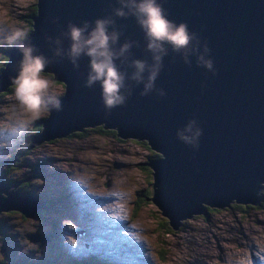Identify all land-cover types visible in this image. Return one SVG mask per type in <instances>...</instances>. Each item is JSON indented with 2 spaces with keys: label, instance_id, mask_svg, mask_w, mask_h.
Masks as SVG:
<instances>
[{
  "label": "water",
  "instance_id": "1",
  "mask_svg": "<svg viewBox=\"0 0 264 264\" xmlns=\"http://www.w3.org/2000/svg\"><path fill=\"white\" fill-rule=\"evenodd\" d=\"M157 2L167 19L187 25L192 40L180 52L163 46L158 75L145 91L148 71L137 82L131 64L139 60L151 66L153 53L133 17L114 15L118 0H34L25 43L34 47L33 55L49 61L44 74L62 84L63 91L59 108L49 105L50 114L38 120L40 131L25 146L93 126L110 129L120 139L145 141L158 154L143 163L150 170L149 201L176 229L191 215L206 216L205 207L255 205L256 191L264 184V0ZM99 18L114 21L110 30L119 34L116 50L130 45L115 61L125 74V100L111 109L102 102L99 82L85 86L88 58L81 56L73 64L67 55L68 25ZM4 49L0 92L12 85L22 59L18 49ZM206 61H211L210 69ZM7 187L0 176V212L29 218L37 208H46ZM25 238L42 242L33 234Z\"/></svg>",
  "mask_w": 264,
  "mask_h": 264
},
{
  "label": "rangeland",
  "instance_id": "2",
  "mask_svg": "<svg viewBox=\"0 0 264 264\" xmlns=\"http://www.w3.org/2000/svg\"><path fill=\"white\" fill-rule=\"evenodd\" d=\"M33 2L0 0V21L8 28L24 30L27 25L23 19ZM3 61L0 57V65ZM52 90L59 97L62 84L53 81ZM12 93L13 86L0 95V121L5 119L3 109L12 102L9 99ZM33 125L16 139L8 133L0 134V172L6 181L16 180L19 182L16 186L24 185L26 192L49 202L51 209L47 213L46 209L38 208L29 218L14 211L0 212V262L57 264L56 260L66 251L80 256L90 234L96 237L91 223L97 222V214H106L109 219L118 217L120 205L129 214L118 221L120 234L144 232L153 247L150 250L153 264H232L234 260L250 257V253L264 251V208L253 206L246 211L236 207L211 210L205 218L180 220L178 230L171 234L157 232L155 224L166 219L155 205L149 201L135 209L132 204L136 193L149 187V168L140 164L153 151L144 142L117 140L111 132L86 127L82 136L70 135L76 133L73 132L26 147ZM16 186L7 189L15 190ZM31 234L36 239L42 238V242L25 238ZM123 249L132 250L126 245ZM158 251H164L161 260L156 255ZM102 264L111 263L102 261Z\"/></svg>",
  "mask_w": 264,
  "mask_h": 264
},
{
  "label": "clouds",
  "instance_id": "3",
  "mask_svg": "<svg viewBox=\"0 0 264 264\" xmlns=\"http://www.w3.org/2000/svg\"><path fill=\"white\" fill-rule=\"evenodd\" d=\"M118 2L120 8L114 10V15L118 18L133 17L145 33L147 50L153 53V65L148 66L139 60L131 64L135 69L131 78L137 82L142 79L141 74L148 71V83L145 85L147 91L158 75L161 54L165 53L163 46L168 44L174 52H180L188 49L192 37L186 24L176 25L167 19L157 0ZM113 23L110 19L99 18L92 23L86 21L82 26L69 24L66 34L70 41L67 51L70 62L75 64L81 56L88 58L90 71L85 86L91 87L99 82L102 102L108 109L124 103L122 89L125 86V74L119 70L115 61L130 47L125 43L119 50L115 49L119 34L110 30ZM28 37L26 30L8 28L0 21V48H16L22 54L17 75L12 78L13 93L9 98L12 102L3 109L6 116L0 121V134L8 133L13 139L28 132L36 120L47 117L51 112L50 104L59 108V99L52 90L53 81L44 74L49 61L43 55H33L34 47L25 43ZM211 66V61L205 62V67L210 69Z\"/></svg>",
  "mask_w": 264,
  "mask_h": 264
},
{
  "label": "trees",
  "instance_id": "4",
  "mask_svg": "<svg viewBox=\"0 0 264 264\" xmlns=\"http://www.w3.org/2000/svg\"><path fill=\"white\" fill-rule=\"evenodd\" d=\"M34 14V8L32 7H30V9H28V12H27V14L25 15V17H24V19H23V21H24V23L27 25L26 27H24V30H26L27 32L29 31V29H30V23H31V21H30V16H32ZM4 48H8V47H3V48H0V57H3V62L1 63V65H0V69L2 68V66H3V63L6 61V56H5V53H4V51H5V49ZM45 75H47V76H49L48 74H45ZM49 78H50V76H49ZM12 86V85H8L7 87H6V89L4 90V91H1L0 92V95H3V94H6V93H8L9 92V88ZM33 129L31 130V136L32 135H34L35 133H37L38 131H40V128H41V126H40V124L38 123V120H36L35 122H33ZM93 127H95V129H93V130H95V131H99V132H101V133H105V131H108V132H111L112 134H114L113 133V131L112 130H101L100 129V126H93ZM92 127V128H93ZM85 128L86 127H83L80 131H75L76 133H74V134H70V135H80V136H82L83 134H86V132L84 131L85 130ZM87 128H90V127H87ZM73 133V132H72ZM29 135V136H30ZM28 136V137H29ZM30 140V138H28V140L26 141V144L28 143V141ZM145 147L146 148H148L146 145H145ZM149 149V148H148ZM151 153H152V151H151ZM151 157H153V158H155L156 157V154H154V152L152 153V155H150ZM140 165H144L142 162H141V164ZM148 174H147V177H148V175L150 176V172H149V170H148V172H147ZM3 172L1 171L0 172V176L2 177V181H3V183L5 184V186H8V185H6V184H12V183H16L17 181L16 180H12L11 182H9V181H6L4 178H3ZM19 183V182H18ZM25 184V183H24ZM25 185H27V184H25ZM148 185H149V187L147 188V189H142V190H140V192H137L136 193V197L134 198V200H133V202H132V204H134V206H135V209H138L141 205H142V203L143 204H147L148 202H149V199H150V196H151V194H152V189H151V177H150V180H149V183H148ZM25 188V186L24 185H19V186H16L15 187V191L17 192V194H19V195H28L29 194V196H31V197H33V198H35V200H39V201H41L42 203H41V206H46V208H44V209H46L47 210V213H49L50 212V209H51V205H50V203L48 202H46L45 200H43V199H40V197L39 196H37V195H35L34 193H30V192H26L27 191V188H26V190L24 189ZM256 193H257V195H260V200H259V203H258V205L257 206H255V208L256 209H258V208H260V209H263L264 208V188L263 189H261V188H259L258 189V191H256ZM234 207H237V208H239L241 211H243L242 210V206H240V205H234ZM39 208H41V207H39ZM38 209V208H37ZM36 209V210H37ZM36 210H35V213H34V215L36 214ZM204 210H205V213H206V216L207 215H209L210 214V212H211V210H219V209H210V208H207V207H205L204 208ZM23 217V216H22ZM204 218H205V216H204ZM156 225V230H157V232H160V231H162V232H167L168 234H171L172 233V231L173 230H171L170 229V227H169V225H168V223H167V221L166 220H161L160 222H157V224H155ZM178 230V229H177ZM173 232H175V231H173ZM4 237H6V235L4 236ZM163 254H164V251H161V252H159L158 251V253H156V255H157V257L161 260L162 259V256H163ZM84 261V260H83ZM0 264H4V263H2V262H0ZM75 264H83V262L82 261H76L75 262Z\"/></svg>",
  "mask_w": 264,
  "mask_h": 264
},
{
  "label": "flooded vegetation",
  "instance_id": "5",
  "mask_svg": "<svg viewBox=\"0 0 264 264\" xmlns=\"http://www.w3.org/2000/svg\"><path fill=\"white\" fill-rule=\"evenodd\" d=\"M100 129H101V128H100ZM102 130H103V129H102ZM113 136H115V135L113 134ZM115 138H117V140H119L118 137L115 136ZM154 154H155V153H154ZM157 156H158V154H156V157H157ZM156 157H155V158H156ZM148 158H153V157H151V156L146 157V159H148ZM6 185H8V187H11L9 184H6ZM260 188L263 189V188H264V184H261V185H260ZM14 191H15V190H14ZM62 196L65 197V194H62ZM260 198H261V197H260V195H259V197H258V199H257V201H256V204L253 205V207H255V206L258 205ZM234 205H240V204H236V203L231 202V203H229L227 206H228V207H231V208H235ZM240 206H242V210H243V211H246L248 208H251V207H252L251 204H244V205H240ZM207 208H208V207H207ZM236 208H237V207H236ZM202 217L204 218V216H202ZM205 217H206V216H205ZM145 241H146V243L148 244L149 247L152 246L150 239H149L146 235H145ZM152 248H153V247H152ZM99 259H100V260H99ZM76 261H79V260L70 261V262L66 261V262H62V263L57 262V264H75ZM81 261L83 262V260H81ZM84 261H85V262H83V264H102V261H105V260L102 259V258H100V256H95V257H93V258L84 259ZM106 261L109 262L108 260H106ZM111 264H113V263H111Z\"/></svg>",
  "mask_w": 264,
  "mask_h": 264
},
{
  "label": "bare ground",
  "instance_id": "6",
  "mask_svg": "<svg viewBox=\"0 0 264 264\" xmlns=\"http://www.w3.org/2000/svg\"><path fill=\"white\" fill-rule=\"evenodd\" d=\"M13 86V85H12ZM106 130H110V129H106ZM120 139V138H119ZM125 139H132V138H125ZM121 140H124V139H121ZM132 140H136V139H132ZM136 141H138V142H144L145 143V141H143V140H136ZM146 144V143H145ZM147 146V145H146ZM148 147V146H147ZM150 150V149H149ZM150 151H152V150H150ZM155 154H157L155 151H153ZM57 163V162H56ZM60 172V171H59ZM231 203V202H230ZM251 206H253V205H251ZM224 208H228V206L226 205V206H223V207H221V208H214V207H211L210 209H224ZM107 211V210H106ZM106 213V212H105ZM196 217V216H202V215H191L189 218H186V219H183V221H185V220H188V219H191L192 217ZM163 217V216H162ZM163 218H165V217H163ZM166 219V218H165ZM182 221V222H183ZM171 229V228H170ZM178 229V227L176 228V229H171V230H177ZM251 247H252V245H251Z\"/></svg>",
  "mask_w": 264,
  "mask_h": 264
}]
</instances>
